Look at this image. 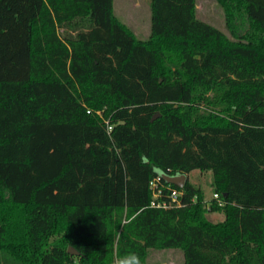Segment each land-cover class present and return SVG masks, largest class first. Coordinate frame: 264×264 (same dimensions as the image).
<instances>
[{"label": "trees", "instance_id": "obj_1", "mask_svg": "<svg viewBox=\"0 0 264 264\" xmlns=\"http://www.w3.org/2000/svg\"><path fill=\"white\" fill-rule=\"evenodd\" d=\"M219 2L233 39L151 0L142 41L114 0H0V264H264V0ZM194 171L222 206H153Z\"/></svg>", "mask_w": 264, "mask_h": 264}, {"label": "rangeland", "instance_id": "obj_2", "mask_svg": "<svg viewBox=\"0 0 264 264\" xmlns=\"http://www.w3.org/2000/svg\"><path fill=\"white\" fill-rule=\"evenodd\" d=\"M151 0H114L116 16L133 32L139 40L146 41L151 37ZM196 14L198 19L214 26L229 38L233 39L226 23L224 7L219 0H196ZM62 34L63 32L60 31ZM189 182L203 189L205 203L213 200L214 175L212 171L202 173L194 171L189 175ZM207 218L213 223L225 221L223 213H208ZM148 264H184L181 250H150Z\"/></svg>", "mask_w": 264, "mask_h": 264}, {"label": "built area", "instance_id": "obj_3", "mask_svg": "<svg viewBox=\"0 0 264 264\" xmlns=\"http://www.w3.org/2000/svg\"><path fill=\"white\" fill-rule=\"evenodd\" d=\"M88 113H90V111ZM109 131H112L111 126H109ZM160 182H161V178L159 177L157 180L151 183V189L153 191V196H154L153 206L158 208L160 207L168 208L173 206L181 207L183 193L177 188H172L171 185L165 187L161 185ZM166 190L168 191V198L170 203L159 201L160 198L163 197L164 191ZM213 200H215L220 206L223 205L222 199L219 194L215 193L213 196Z\"/></svg>", "mask_w": 264, "mask_h": 264}, {"label": "water", "instance_id": "obj_4", "mask_svg": "<svg viewBox=\"0 0 264 264\" xmlns=\"http://www.w3.org/2000/svg\"><path fill=\"white\" fill-rule=\"evenodd\" d=\"M157 118H158V116H154L153 119H152V121H155ZM160 178L162 180H164L169 185L176 186L179 189H184L185 186H186V183H187V181L189 179V176L188 175H185V174L171 176V175L162 173L160 175ZM69 253L71 255H73V256L79 255V253L76 250H74L72 247H69Z\"/></svg>", "mask_w": 264, "mask_h": 264}, {"label": "crops", "instance_id": "obj_5", "mask_svg": "<svg viewBox=\"0 0 264 264\" xmlns=\"http://www.w3.org/2000/svg\"><path fill=\"white\" fill-rule=\"evenodd\" d=\"M114 13H115V10H114ZM116 15V14H115Z\"/></svg>", "mask_w": 264, "mask_h": 264}]
</instances>
